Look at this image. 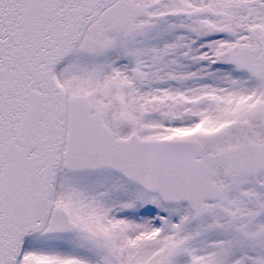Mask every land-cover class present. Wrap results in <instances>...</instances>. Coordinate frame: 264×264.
<instances>
[{
    "label": "snow or ice",
    "instance_id": "snow-or-ice-1",
    "mask_svg": "<svg viewBox=\"0 0 264 264\" xmlns=\"http://www.w3.org/2000/svg\"><path fill=\"white\" fill-rule=\"evenodd\" d=\"M0 264H264V0H0Z\"/></svg>",
    "mask_w": 264,
    "mask_h": 264
}]
</instances>
